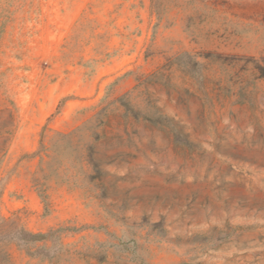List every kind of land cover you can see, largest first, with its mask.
Returning a JSON list of instances; mask_svg holds the SVG:
<instances>
[{
    "label": "rangeland",
    "instance_id": "1",
    "mask_svg": "<svg viewBox=\"0 0 264 264\" xmlns=\"http://www.w3.org/2000/svg\"><path fill=\"white\" fill-rule=\"evenodd\" d=\"M262 68L264 0H0V264H264Z\"/></svg>",
    "mask_w": 264,
    "mask_h": 264
},
{
    "label": "trees",
    "instance_id": "2",
    "mask_svg": "<svg viewBox=\"0 0 264 264\" xmlns=\"http://www.w3.org/2000/svg\"><path fill=\"white\" fill-rule=\"evenodd\" d=\"M261 72H262V75L264 76V68H262ZM94 165H95V162H94ZM17 231L18 230L15 229L14 232H10V235H12L11 233L14 234ZM18 232L23 234V236L21 238H19L20 242H23V243L24 242L28 243V242H31L32 240H36V239L40 240V239H44L45 238L44 234H40V233L35 234V233H32V232L24 230V229L19 230ZM10 235L8 234L9 237H10ZM8 236L6 235V237H8Z\"/></svg>",
    "mask_w": 264,
    "mask_h": 264
}]
</instances>
